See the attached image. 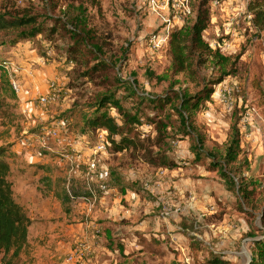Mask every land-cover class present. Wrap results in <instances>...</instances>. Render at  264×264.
Masks as SVG:
<instances>
[{"label": "rangeland", "instance_id": "obj_1", "mask_svg": "<svg viewBox=\"0 0 264 264\" xmlns=\"http://www.w3.org/2000/svg\"><path fill=\"white\" fill-rule=\"evenodd\" d=\"M178 1L176 9L172 0H0L5 17L29 13L42 28L17 41L16 31H0V63L20 85L13 100L0 77V145L14 157L8 177L29 183L19 202L32 218L14 264H247L264 239V33L253 28L247 0H210L202 39L212 54L188 48L182 70L169 39L188 30L201 0ZM74 17L100 49L78 41L73 64L64 55ZM223 73L182 117L180 94L195 95ZM36 77L41 83L28 93L26 79ZM51 83L56 98L41 106ZM106 95L119 103V123L123 112L138 121L124 128L132 144L115 151L108 140L92 155L98 131L86 122ZM62 121L81 164L58 165L55 141L25 144ZM147 150L174 165L148 163ZM78 242L88 249L67 263ZM7 259L0 253V264Z\"/></svg>", "mask_w": 264, "mask_h": 264}, {"label": "trees", "instance_id": "obj_2", "mask_svg": "<svg viewBox=\"0 0 264 264\" xmlns=\"http://www.w3.org/2000/svg\"><path fill=\"white\" fill-rule=\"evenodd\" d=\"M210 0H201L197 7V13L192 25L185 33L181 30L175 31L171 34L169 39L170 47L175 54V60L182 65L187 59V49L196 50L200 53L205 52L209 55L212 51L209 44L202 39V32L209 25V5ZM246 10L251 14V24L253 28L264 33V0H249L246 4ZM83 24V25H82ZM72 28L68 30L72 36V44L66 50L64 55L65 59L73 63L72 59H76V50L80 49L79 42L89 44L95 51L100 48L93 43H89L92 40L90 37V29H87L83 23L81 17H74L72 21ZM0 31L10 32L16 31L17 38L14 40H28L30 37H34L42 32V28L37 23L35 15L29 13H22L17 15H7L0 13ZM76 32V33H75ZM5 62L0 63V77L9 84V91L11 98L17 100V94L11 86V80L8 79L6 74ZM74 64V63H73ZM96 64H99L97 61ZM92 66L93 70L96 66ZM226 73L219 74V77L208 80L203 89H201L195 95H183L180 94L179 112L183 117V112H187L191 109L198 107L200 102L206 100L213 93V88L216 84L222 82V78ZM113 104L114 106H111ZM113 107V114L110 113L109 108ZM115 109L118 113L115 112ZM120 107L117 100H114L112 95L102 96L96 103V111L87 120V126L93 130L105 131L107 141L114 145V150L119 151L125 148L129 143L132 144L130 138L125 137V126L128 124H134L138 121L135 117L123 112L121 122L116 118L117 114H120ZM190 133V131H188ZM115 136H119L120 140L115 141ZM198 141V140H197ZM109 144V143H108ZM107 144V145H108ZM234 143L227 149L224 160L232 161L234 158ZM200 147L196 148L198 152ZM146 161L151 164H158L163 167H172L174 164L169 160L166 155L152 154V151L147 150ZM10 151L5 146L0 145V253L4 257H8L4 264H14V260H17L24 247L28 244V227L32 222V219L26 214L22 206L15 201L13 197L12 181L9 179V173L11 165L9 161ZM64 199V198H63ZM63 201V200H62ZM263 219L261 223L264 226V211L262 213ZM257 248L256 251L251 254L248 264H264V239H256L254 241Z\"/></svg>", "mask_w": 264, "mask_h": 264}, {"label": "built area", "instance_id": "obj_3", "mask_svg": "<svg viewBox=\"0 0 264 264\" xmlns=\"http://www.w3.org/2000/svg\"><path fill=\"white\" fill-rule=\"evenodd\" d=\"M248 1L249 0H247V3H248ZM172 3L176 9H178L181 6V3L178 0H172ZM249 15H250V19H251V14L249 13ZM154 42H156V40H154ZM156 45H159V43H156ZM11 86H12V88L16 94H18L20 92V85L14 79L11 80ZM50 87H51V92H48L47 94L40 96L39 99H37L39 102V105L46 106L48 103L55 100L56 88L54 87L53 83H51ZM226 92L229 93V90H226ZM224 95H225V93L223 94V96ZM64 129H65V127H64L63 121L55 123V124L52 123L51 125L43 128L41 135H37L33 138L27 137L25 144L27 146H32L33 141H34V142H38L41 146H46L47 142L49 140H52V141H55L58 145H63V144L72 145L73 148L71 149V153L68 154V158H70L71 160H75L80 156V150L78 148H75V145L72 144L73 141L68 136H65L63 134ZM97 135H98L97 141H96L93 149L91 150L92 155H97L98 153L105 151L106 146L108 144L105 131H99ZM94 177H95L94 174L89 175V179L91 181L94 180ZM101 178L102 179L105 178V175H101ZM99 188L102 190H106V185L101 183L99 185ZM87 249H88V247L86 246L85 243H83V242L76 243L73 246V248L66 254L65 261L67 263L74 262Z\"/></svg>", "mask_w": 264, "mask_h": 264}, {"label": "crops", "instance_id": "obj_4", "mask_svg": "<svg viewBox=\"0 0 264 264\" xmlns=\"http://www.w3.org/2000/svg\"><path fill=\"white\" fill-rule=\"evenodd\" d=\"M39 83H41L40 81H39V79H37V77L35 78V79H26V85H25V87H28L29 88V91H28V93L29 92H33L36 88V86H38V85H40ZM27 93V92H26ZM27 93V94H28ZM35 95V93H33V94H31V96H34ZM27 99H30V97L29 96H27ZM30 104H33V102L31 103L30 102ZM72 141H73V145H75V148H78L77 146H79V143L75 140V139H73L72 137L70 138ZM60 147H61V151H60V153H59V159H57L58 160V165H60V166H62V165H65V164H68V165H74V164H76V165H78V164H81V162H84V159H83V154H81L80 153V156L77 158V159H75V160H71L70 158H68V154H70L71 153V149L73 148V146L72 145H65V144H63V145H60ZM80 150V149H79ZM90 153L92 154V151H90ZM43 156H45V154H43ZM9 160H10V165H11V170H10V172L12 173V172H14L13 171V168H12V165L14 164L13 162H14V157L13 156H11L10 158H9ZM94 158L92 159V161H91V163H89V165H88V169H90L92 166H93V162H94ZM92 171V170H91ZM91 171H89V173H87V175H88V180H89V182H93V181H91L90 179H89V175L91 174ZM93 172V171H92ZM107 173V172H106ZM9 179L12 181V188H13V196H14V191H17L18 192V194H19V196H18V198H17V201H18V203L22 206V203L21 202H19V201H23V199H25V198H23L22 197V194H21V191H22V193H24V192H29V190L26 188L27 186H28V184L29 183H27L28 181H25V180H23V179H19L18 181H14L13 179H11L10 177H9ZM95 180H97V179H95ZM19 182V185L16 187L15 186V184L16 183H18ZM22 184H24V185H26L27 184V186H25V188H24V186H22ZM23 190H24V192H23ZM100 192H103V193H105L106 191H104V190H102V189H98ZM91 192V191H90ZM91 193H93V192H91ZM36 196V195H35ZM92 196V195H91ZM29 218H31L30 216H29ZM32 219V218H31ZM101 230V229H100ZM102 230L105 232V234L106 233H108V228L106 227V228H102ZM95 232H99V229H96V231Z\"/></svg>", "mask_w": 264, "mask_h": 264}, {"label": "water", "instance_id": "obj_5", "mask_svg": "<svg viewBox=\"0 0 264 264\" xmlns=\"http://www.w3.org/2000/svg\"><path fill=\"white\" fill-rule=\"evenodd\" d=\"M249 260H250V257H249V259H248V261H247V264L249 263Z\"/></svg>", "mask_w": 264, "mask_h": 264}, {"label": "bare ground", "instance_id": "obj_6", "mask_svg": "<svg viewBox=\"0 0 264 264\" xmlns=\"http://www.w3.org/2000/svg\"><path fill=\"white\" fill-rule=\"evenodd\" d=\"M249 258V257H248Z\"/></svg>", "mask_w": 264, "mask_h": 264}]
</instances>
